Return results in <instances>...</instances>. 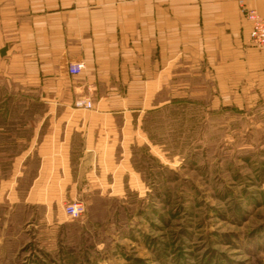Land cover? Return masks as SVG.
<instances>
[{
	"label": "crops",
	"instance_id": "1",
	"mask_svg": "<svg viewBox=\"0 0 264 264\" xmlns=\"http://www.w3.org/2000/svg\"><path fill=\"white\" fill-rule=\"evenodd\" d=\"M239 1L0 0V83L48 105L13 156V194L58 214L64 201L116 195L138 175L133 150L148 147L150 117L182 102L206 113L264 106V48L250 44ZM241 1L264 16V0ZM82 97L93 108H74Z\"/></svg>",
	"mask_w": 264,
	"mask_h": 264
},
{
	"label": "rangeland",
	"instance_id": "2",
	"mask_svg": "<svg viewBox=\"0 0 264 264\" xmlns=\"http://www.w3.org/2000/svg\"><path fill=\"white\" fill-rule=\"evenodd\" d=\"M46 108L37 91L0 83V264H264V106L182 102L150 117L130 187L76 198L77 219L67 201L46 213L13 194V156Z\"/></svg>",
	"mask_w": 264,
	"mask_h": 264
},
{
	"label": "built area",
	"instance_id": "3",
	"mask_svg": "<svg viewBox=\"0 0 264 264\" xmlns=\"http://www.w3.org/2000/svg\"><path fill=\"white\" fill-rule=\"evenodd\" d=\"M241 11L250 25L249 41L256 48H264V16L260 15L254 8H248L240 0ZM85 69L82 61L70 63L68 73L72 76L79 75ZM74 108L91 109L93 102L88 98H78L73 102ZM63 213L70 219H77L85 213V205L82 201L74 199L63 204Z\"/></svg>",
	"mask_w": 264,
	"mask_h": 264
}]
</instances>
